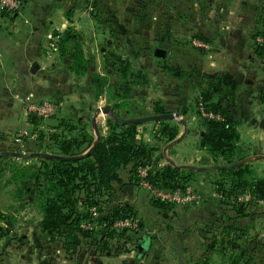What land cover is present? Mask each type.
<instances>
[{"label": "trees", "instance_id": "obj_1", "mask_svg": "<svg viewBox=\"0 0 264 264\" xmlns=\"http://www.w3.org/2000/svg\"><path fill=\"white\" fill-rule=\"evenodd\" d=\"M143 2L145 1L139 0L138 6L133 8L134 17L137 19L140 18L139 15H146V18L149 16L147 12L145 14L143 7L139 6ZM94 6L96 5L94 4ZM162 13L164 14V11ZM104 15L101 10L95 7L96 21L108 26V32L113 40L112 44L106 45V51L103 50L104 65L107 67L108 74L122 76L121 79L126 81L122 84V88H120L121 82H119L112 89L106 78L98 74L91 77V87L95 97L107 85V88L110 89L107 90L108 96L112 95L114 102L123 101L120 105L115 102L110 107L114 116L106 120V134L100 136L94 143L93 136L82 128H78V134L74 133L77 128L71 125V120L77 119L79 115L76 116L72 113L67 121H60L54 127V132L47 136V146L52 150L49 152L57 157L39 156L37 157L39 164L31 173L22 172L12 176L14 183L21 181L14 193L24 200L33 201L35 199L37 203L41 212V220L38 224L40 231L39 248L51 246V248H47L51 255L52 251L59 250L69 257L76 250H79L84 240L90 239L93 242L90 244L94 246V250L101 253H110V240L116 241V251L120 249L135 250V246L130 244L132 243L130 234H127L126 230H117L112 227V223L117 219L136 218L131 202L112 203L113 205L111 204L106 208V213L100 214L98 221L96 220L98 225L96 228L99 227V230L96 231L93 229L82 230L81 228V223L90 218L89 208L100 207L102 203L99 200L100 197L111 198L118 192L115 185L122 186L124 184V179L121 176V172L124 170L127 172V182L133 186L144 179L154 187L171 190L183 189L187 186L194 172L190 169H180L167 164L161 167L155 166V169L148 170L145 177H139L138 169L152 163L150 162L152 154L159 147L157 144L143 142L138 133V123L126 122V120L148 114L143 112L145 108L138 105L134 106V102L129 100L132 99V93L135 92L129 84L135 83V79L138 80L140 77L134 72L128 54L119 50L120 46L131 48L135 41L133 42L132 35L129 36L127 30L121 32L118 28L111 29L113 23L109 22L110 19L105 18ZM175 19L182 21L181 19H185V16L180 15V13L177 15L169 14L167 22L163 21V23H158L161 26H156L157 33L153 41L158 43V46L171 42L170 35L173 34V28L169 22ZM137 22L140 23V21ZM57 36L58 52L64 58L72 55L73 62L70 67H75L74 70L77 73L86 72L89 60L83 59L81 49L73 43L75 39L73 30L67 29ZM256 44V53L260 57L264 56V43ZM137 56H139L138 53L134 56L135 60ZM147 56L153 59L154 68L159 71V74H156L158 85L163 89L164 98H168V100L156 99L152 104L151 113L165 114L170 112L167 105L170 97L167 96L168 92L164 91L165 80L162 74H170L174 78L181 79L182 75L186 73L180 68L166 65L165 58L154 56V51H148ZM145 69L144 66L139 65V70L144 72ZM123 76H131L132 79ZM188 77H191V74ZM199 80V84L202 86H200V92L196 97V113L201 127L198 143L201 148L224 161L223 167L212 171L216 174L213 183L223 198L220 201L222 214L230 221L225 226L226 233H228L227 228L236 227L235 219L248 215V209L255 205L258 200L264 198V177L258 176L250 163H238L244 159V155L239 153L237 147L238 132L236 128L238 122L232 117L231 110L227 106L234 104L238 89V83L232 73L225 72L222 75L201 77ZM256 99L259 104L264 105V91L259 93ZM175 110L179 112L178 108ZM202 112L210 113L215 117L204 116ZM35 119L39 120L37 117ZM171 121L164 119L156 122V128L153 131L156 142L168 143L176 138L178 127ZM89 149L87 155L71 159L82 155ZM9 157L7 154H0V160ZM234 163L238 164L233 165ZM246 194L250 196V199L248 201L240 200V197ZM151 202L154 206L163 209L172 205L154 199ZM227 210L231 211L233 216L232 214L227 215L225 212ZM0 220L5 223V226L0 225V237L14 233L16 227L12 224L13 218L0 213ZM215 244L216 241L211 240L208 242L207 248L211 249ZM241 254L236 257L232 256L230 264H240ZM48 260V264H53L52 256H49ZM55 264L58 263L55 262ZM202 264H206V262H202ZM242 264H246V262Z\"/></svg>", "mask_w": 264, "mask_h": 264}, {"label": "rangeland", "instance_id": "obj_2", "mask_svg": "<svg viewBox=\"0 0 264 264\" xmlns=\"http://www.w3.org/2000/svg\"><path fill=\"white\" fill-rule=\"evenodd\" d=\"M141 5L143 7L145 14L146 12L149 14V16L146 18L145 16L139 15L140 18H135L133 14V8L138 6L139 0H111L108 2H104L100 0L99 7H96L97 9L101 10V12L105 13L110 18H115L121 20L124 24H126V30L128 32V35H132L133 42L135 43L130 48L129 46H123L119 48V50L122 53H127L129 60H131L132 67L134 72L138 74L140 79H135V83L132 82L129 84V86L132 88V90H135L134 93H132V99H129L131 102H134V106L138 105L140 107H143V112L148 113L147 115H143L140 117H135L134 119H138L145 116L154 115L152 114V104L156 99L163 100V89L158 85V81L156 79V74L159 72L157 69L154 68V61L152 58L147 56L148 51H154L155 48H162L165 50V56L164 60L166 61V65L170 67H177L183 70L187 74L182 75L181 79L174 78L170 74L163 75L164 78V91L168 92L167 96L170 97L169 101H167L169 104L168 107L170 108V112L167 113H173L178 112L175 110V108L179 110V117H174L170 120L178 127V134L180 131V125L184 126L180 119L185 121V129H186V120L189 122L192 120L196 121V127L195 124L190 123V129L188 130L189 133H192L197 131V129L201 132V127L199 123V118L197 116V100L196 97L198 96L200 92V86L199 79L201 77H210V76H216V75H222L225 72H230L234 76L235 80L238 83V89L236 92V100L233 105H227L231 110V115L235 120L238 122V126L236 128L238 132V140H237V147L239 149V153L241 155H244V159L241 160L238 163H246L253 161L255 157L262 156L264 154V150L262 149V146L258 143L259 141V130L258 128H254L253 130H249V127L243 126L245 121L248 120V123L252 121L260 128L264 127V121L261 119L262 115H259L260 110L257 107L258 101L256 97L259 95V93L264 91V56L260 57L259 54L256 53L255 47L257 46L254 37L256 35H263L264 32V12L261 11V5L264 4V0H144ZM22 2V1H21ZM104 4V6H103ZM258 6V9H253L254 6ZM219 5L223 8V11L221 12V16L223 21L220 29L221 39L215 40L210 38L209 36H206L209 34L210 30V21L211 16L213 14L208 15V20H202V16H207L208 11L211 8L216 7ZM103 6V8H102ZM243 6V7H242ZM252 6V7H251ZM260 7V8H259ZM235 8V15L231 16L230 11ZM264 9V7H263ZM255 11V13L253 12ZM164 11V14L162 13ZM124 12L126 13L124 15ZM186 13L185 19L180 20H171L169 23H171V28H173L171 37V42L169 43H163L162 46H158V43L153 41L155 34L157 33V25L158 23L167 22V17L169 14H176L180 13V15H183V13ZM229 12V13H228ZM120 17L118 16V14ZM162 13V14H161ZM204 13V14H203ZM237 14V15H236ZM151 16V18H150ZM184 16V15H183ZM137 19V20H136ZM229 20V24H228ZM137 21H140L138 23ZM202 21V22H201ZM157 23V24H156ZM227 24L233 28L232 30H236V34L229 35L227 34ZM239 24L242 25V28H240L239 31H237V28ZM244 24V25H243ZM161 26V25H159ZM234 26V27H232ZM199 27H201L199 29ZM231 31L230 33H232ZM137 34V35H133ZM200 35V37H198ZM235 36V37H233ZM194 40H200L201 42H206L208 44V48H200L194 44ZM226 40L229 45L226 44ZM47 45L43 47V50L45 51L44 57L48 58L47 51ZM115 48V47H113ZM103 50L106 51V47L103 48ZM138 53L139 56H137V59H134L135 54ZM51 55V54H50ZM49 55V56H50ZM126 56V55H125ZM263 58V60L261 59ZM252 59V61H251ZM249 60V61H248ZM96 65V61H95ZM139 65L144 66L146 69L144 72L139 70ZM72 69H75L73 67ZM101 77L107 79V83L112 86V89L116 86V84L120 83V88H122V84L125 83V79H121L122 76L119 75H110L107 72V67L103 65L101 67ZM97 72H95L96 74ZM160 73H162L160 71ZM141 74V75H140ZM159 74V73H158ZM191 74V77H188V75ZM74 75L71 71V74L69 73L68 79L70 80V83L75 84L78 87V94H84L86 93L87 87L85 82V77L79 78V80H76L73 78ZM132 79L131 76L125 77ZM118 86V87H119ZM94 89V88H93ZM106 90H110L109 88H106ZM245 90H248L246 96L248 99L247 101H244L245 96ZM84 92V93H83ZM39 95H41V92H38ZM38 95V96H39ZM131 96V93L129 94ZM19 96H17L18 98ZM77 97V96H76ZM95 97V95H94ZM110 97L106 99L105 107H108L110 110V113H103L101 110L98 111V108L93 101L94 98H87L84 100V104L80 105L83 106V111L79 112V116L77 119H72L71 125L75 126L77 128L76 132L79 133L78 128H82L85 132L88 134H91L94 138L93 134V127L94 132L96 135V131L98 133V126L97 123L95 125L93 124V118L97 121L99 114L105 115L106 120L107 118H110L114 116V113L112 112L111 108L115 102ZM112 98V99H111ZM55 98L49 97L47 94H43L42 96H39L36 98V101H51L56 102L58 106V110L56 114L52 115L50 118L47 119H35L33 116H27L28 120L30 122V125L26 128L31 133H36V136L34 138H23L19 142L14 141V136L18 134V132L21 130V124H17L11 129H3L1 128L3 125H6L5 123H14L12 122L9 117H6L10 114V116H13V118L16 115V107L12 106L15 103V100L10 101V107L11 109H7L6 116L1 114L0 115V154H7L10 157L4 158L0 160V210H8L5 211V213L14 212L12 213L13 220L12 224H17L15 230L17 232L10 234V236L16 235L18 236L17 240V249L20 246H23L22 248V260H24L25 264H31L33 259L35 258V250H34V243L32 241V236H35L37 234V237H40V231L37 229L34 231H30L27 227H31L30 225L33 224L35 226V220L39 217V208L37 206V203L35 199L32 200H24L19 197V195H16L14 190L18 187L20 184L19 182L14 183L12 181V176L26 172V174L31 173L33 169L39 164V161H37V157L39 156H49L51 155L49 151H52L47 146V136L48 134L54 132V127L57 126V124L60 123V121H67L69 116L73 113L74 110L72 109V106L76 103V100L71 97V100L66 99L64 102H57L54 101ZM128 100V102H130ZM164 100H168V98H164ZM19 102V100L17 99ZM118 102V101H117ZM118 105L122 104L123 101L117 103ZM16 106H18L15 103ZM129 105V104H128ZM132 105V106H133ZM253 110L249 111V109ZM4 107L6 104L3 105ZM20 108L21 105L19 104ZM18 106V107H19ZM190 108H189V107ZM243 106V110H242ZM13 108V109H12ZM101 108V107H100ZM246 108V111H245ZM249 108V109H248ZM88 109V110H87ZM21 110V109H19ZM126 110V109H125ZM184 110V111H183ZM183 111V112H182ZM202 115L206 116L205 113H202ZM35 119V120H34ZM5 121V122H4ZM4 122V123H3ZM156 122L157 121H147L138 123V133L139 136L142 138L143 142L147 144H157L159 147L157 151H155L152 154L151 160L149 163V169L153 170L155 169V166H164V165H172L174 167H178L174 164L173 161L170 160L167 150L169 146L173 143H176L180 141L182 135H179V137L176 136V138L168 143H161L156 142L154 138V129L156 128ZM2 124V125H1ZM263 125V127H262ZM198 126V127H197ZM23 129V128H22ZM101 130V128H100ZM139 130H141L139 132ZM81 132V131H80ZM107 132V131H106ZM82 133V132H81ZM106 134V133H105ZM177 134V135H178ZM99 136V134H98ZM100 137V136H99ZM149 138V140H144V138ZM200 134L198 136V142H199ZM96 142L94 138V143ZM197 142V147H199L202 150L207 151L204 148H201L199 146V143ZM264 146V145H263ZM18 153V155H12L13 153ZM208 152V151H207ZM24 154V155H21ZM37 154V155H34ZM214 157V156H213ZM36 158V159H35ZM222 161V164H224V161L220 157H215ZM260 158V157H259ZM262 159V158H261ZM238 163H234L233 165H237ZM151 164V165H150ZM142 168V167H140ZM140 168L138 169V175L140 177ZM180 169H190L193 170L192 178L188 181L189 186L193 188V190L198 187L199 183H212L213 187L215 188V191H213L220 200L223 198L220 196V192L216 190V185L213 183L216 179V174L211 170H206L203 172V175L201 176L199 171H195L193 168L189 167H178ZM214 168H221L219 166H216ZM122 174V172H121ZM126 179V178H125ZM126 184V183H124ZM123 184V185H124ZM122 185V186H123ZM118 192L113 195V197L108 198L106 196L100 197V201L102 202L100 204V207L93 206L89 208L90 216H92L93 213H95V219L96 221L100 214L106 213V208H108L112 203H119L124 201H129L126 198V194H124L125 191L122 190V187H118L115 185ZM137 187V190H145L146 188H143L140 184L135 185ZM147 190V189H146ZM196 190H194L195 192ZM127 192V191H126ZM149 198L150 200L158 201L157 198L152 195L148 190ZM129 193V192H128ZM196 193V192H195ZM15 194V195H14ZM138 194L137 196H139ZM15 196V197H14ZM197 196V194H196ZM242 197V196H241ZM140 200L134 201V203H139ZM194 202V201H193ZM192 202V203H193ZM132 203V202H131ZM191 204V203H190ZM113 205V204H112ZM169 205V204H168ZM188 205V204H186ZM183 206L181 204H172L167 207V209L159 208L161 212L168 215L169 217H176L180 216L183 212ZM133 208L135 210V213H142L143 215L146 212V210L143 208V206H140L139 208L136 207V204L133 205ZM231 212V211H230ZM252 209L250 210V214L252 213ZM150 214V213H149ZM230 214V213H229ZM232 216L233 213L231 212ZM249 214V213H248ZM151 215V214H150ZM94 216V215H93ZM235 217V216H234ZM25 218V219H24ZM33 220L31 223L28 220ZM136 219V218H135ZM225 217L218 219V230L214 228V233L218 236L217 239H220L222 242H226V246L229 244H241V237L237 235L236 238H226L228 237L226 235V228L227 220L225 221ZM138 221V218L136 219ZM98 221V220H97ZM211 222V221H210ZM208 222L207 225H205V231H209L208 235L206 236V239L208 241L211 238V229L213 228V223ZM82 230H88L82 227ZM37 225V224H36ZM19 228V229H18ZM32 228V227H31ZM94 231L99 230V227L92 228ZM139 230V229H138ZM137 230V231H138ZM136 232H127V234L130 233H137ZM33 233V234H32ZM223 233V234H222ZM27 234V236H26ZM132 236V235H131ZM137 236V235H136ZM26 237L31 238L30 240H27ZM238 238L240 240H238ZM22 239V240H21ZM156 239V238H155ZM84 240V239H83ZM84 243H82L79 248V250H76L74 259L79 264L80 262H83L85 264H103L102 258L104 257V254L109 253H101L94 250V246H92L93 243L92 240H84ZM110 246V252L114 254L116 252V241L110 240L109 241ZM19 243V245H18ZM193 243L189 242L185 245V253L183 256H177L173 255H167V258L172 260L173 262L180 261L182 263H185L186 258L188 259V264H199V257L197 255H193L191 251L194 250ZM90 244V246H89ZM135 245L134 240L132 243ZM139 244V243H138ZM136 244V246L138 245ZM184 245V242L181 244ZM136 246L135 250L133 251V255L136 254ZM230 246V245H229ZM169 247V246H167ZM47 248H51V246H48ZM170 250V248H168ZM121 251L124 249H120ZM13 251V250H12ZM15 251H13L14 253ZM45 256L44 258L48 259V257L52 256L53 264L55 262L58 264H65L62 263L61 260L66 258L67 255H65L62 251L54 252L52 251V255L50 250L45 249ZM240 252V251H239ZM235 253L234 257L239 256L240 253ZM11 253V254H13ZM17 253V252H16ZM168 253V252H167ZM49 254V255H48ZM34 257V258H33ZM177 257H180L181 259H177ZM243 257V256H242ZM243 262H245V259L242 258ZM35 260V259H34ZM47 263V261H46ZM241 263V264H242Z\"/></svg>", "mask_w": 264, "mask_h": 264}, {"label": "crops", "instance_id": "obj_3", "mask_svg": "<svg viewBox=\"0 0 264 264\" xmlns=\"http://www.w3.org/2000/svg\"><path fill=\"white\" fill-rule=\"evenodd\" d=\"M21 1L22 5L17 13L10 16L6 14L0 15V115L2 114L5 118V113L8 111L7 109H11V100L12 102L15 100L18 106L19 104L21 105L20 108V106L18 107L13 103L14 105L12 106L17 109L16 115L14 118L10 116V114L6 117H9L14 123H5L6 125H3L1 128L10 129L11 131L16 123L18 125L21 124V129L30 125L22 104L17 101L18 98L25 95H30L36 100L37 97L47 94L49 97L55 98L54 101L57 102H64L66 99L71 100L72 97L76 100V103L72 106L74 115L76 116L79 115L81 110L83 111L84 108L80 105H83L84 100L87 98H94L93 101L97 107H104L106 99L108 98V92L106 90L107 85L104 86L102 92L97 97H94V91L91 87V77L95 72L101 75L100 70L104 65L103 48L106 47L107 44H112L113 42L108 32V26L106 24H99L95 19V7L101 5L100 0ZM102 1L108 2L111 0H101V2ZM94 4L96 6H94ZM258 6H260V4L254 6L253 9H258ZM263 6L264 4L260 7L261 11L264 12ZM222 11L223 8L217 5L208 11L207 16L205 15L201 18L202 20H208V15L213 14L209 23L210 32L206 36L219 40V42H221L220 39L222 36L220 34L223 21L222 17H220ZM255 11L253 10L254 13ZM117 14L120 17L119 13ZM125 14L124 12V15ZM183 15L185 16L186 13L184 12ZM230 15H235V8L230 11ZM104 16L106 18L107 15L105 14ZM109 22L113 23L111 29L118 28L121 32L126 30V24L119 19L110 18ZM228 24L226 28L227 34L232 35L238 33L236 30H232L233 28H230L231 25L229 26ZM238 27L237 31L242 28V25L239 24ZM200 28L201 27H199V29ZM67 29L73 30L75 36L73 43L78 45L81 49L83 59L89 60L86 72L77 73L70 67L73 62L71 54L64 58L62 54L56 50L52 52L48 58L44 57L45 51L43 47H45L47 43L49 44L50 38H58L57 35L63 33ZM231 31L233 32L230 33ZM227 44L229 45L230 43L226 40L225 45ZM261 59L263 60V58ZM71 71L74 75L76 74V76H73L76 80H79V78L83 76L85 77L88 90L86 93L83 92L84 94H78V92H80L78 87L70 83L68 77ZM38 92H41V95H39ZM244 92V101L246 102V99H248L246 97L248 96V90ZM17 96L19 97L17 98ZM4 104H6L5 107L3 106ZM257 107L260 109L258 110L259 115H262L261 119L264 121V105L257 104ZM252 110L253 105L252 109H249V111ZM99 115L100 116L96 117L97 121L93 118V124L95 125V123H97L99 136H104L107 131L106 117L102 114ZM196 121L197 117L190 122L186 120V129L184 126L180 125L181 128L177 137H179V135H182V137L180 141L169 146L167 154L176 166L191 167L195 171H199V174L202 176L204 171L214 170L216 166L223 167L224 164H222L220 159L213 157L210 152L197 147L200 131L198 129L195 131V129L192 133L188 132L190 123L195 124L196 127ZM245 125L249 127L250 131L255 127L258 128V143L264 150L263 125V128H260L252 121L248 123V120H246L244 125L240 127ZM140 131L141 130H139V132ZM93 134L96 140L94 127ZM144 140L147 141L149 138H144ZM262 156H264V154H262ZM248 163L252 165L258 176L264 177V159L255 157L253 161H248ZM121 176L124 179V183H126L121 186L122 190L124 191V187L126 186H131V193L124 192L127 200L129 199L132 204L134 201L140 200V204L134 203L133 205L136 204L137 208L143 206L147 212L144 215L142 213H136L139 230L137 233H130V236L132 235V241L134 240L135 243L134 246L142 242L144 238H149V241L143 254L139 255L136 251L134 256V250H119L114 252V254L110 252L104 254L102 258L103 264H188L189 261L187 258L185 263L178 260L177 262H173L167 258V255L173 253V255L183 256L187 253L184 248L185 245L192 241H194V250L191 252L193 255L201 256L198 259L199 264H202V262H206V264H230L232 255L239 251L240 254L242 253V258L245 259L246 257V264H264V198L258 200L255 205L248 209V215L235 219V223L237 224L236 227L227 228L228 233H226V235L228 237L226 238H236L238 235L241 237V244H229L230 246H226V242L217 239L218 236L212 231L214 228L218 230V219L223 218V210H221L220 204L221 200L213 192L215 188L212 186V183H199L198 187L194 189L197 194L196 200L191 204L183 206V213L180 216L169 217L161 212L158 207L154 206L146 189H141L139 191L137 187L127 182L126 170L122 171ZM117 186L120 187V185ZM138 194L140 195L137 196ZM249 199L250 196L247 194L240 197V200L243 201H248ZM251 209L253 212L250 215ZM5 211L8 210L1 209L0 213L4 216L13 218L12 213L14 212L5 213ZM225 212L227 215L231 214L229 210ZM13 220L15 219L13 218ZM40 220L41 212L39 210V217L35 220V226L32 224L30 225L32 228L29 227V225L27 228L30 231L33 229L36 231ZM226 220V223L229 224L230 221H228L227 218L225 221ZM28 221L31 223L33 220L30 218ZM208 222L213 223L209 241L206 239L209 231H205V225H207ZM0 225L5 226L4 221L0 220ZM16 226L18 225L15 224V227ZM16 230H14V233L17 232ZM36 235L37 234L32 236L35 250V258H33L35 260L33 259L31 264H48L46 261L49 262V260L44 258V250L47 248H39L38 237ZM17 240L18 236L16 237V235H5L0 237V264H25L21 255V253H23L22 248L24 247L20 246L17 249ZM27 240L31 241V238L26 237V242ZM211 240L216 241V244L213 248L208 249V242ZM238 240L240 239L238 238ZM183 242L184 245L182 246L181 244ZM168 248H170V250ZM12 250L15 252L13 253ZM56 252H59V250H56ZM74 255L75 253L62 259L61 262L65 264H77ZM180 257H177V259H181ZM242 261L243 260H241L240 264ZM79 264L85 263L80 262Z\"/></svg>", "mask_w": 264, "mask_h": 264}, {"label": "built area", "instance_id": "obj_4", "mask_svg": "<svg viewBox=\"0 0 264 264\" xmlns=\"http://www.w3.org/2000/svg\"><path fill=\"white\" fill-rule=\"evenodd\" d=\"M21 0H0V15L6 14L7 16L17 13L21 8ZM264 7V6H263ZM256 43H264V34L256 35L254 37ZM57 37L50 38V42L47 46L46 53L49 56L52 52L57 50ZM194 44L200 48L207 49L209 46L206 42H201L200 40H194ZM19 102L22 104L24 112L27 116H35L39 119H47L52 115L56 114L58 106L56 102L51 101H36L30 95H25L18 98ZM203 113V112H202ZM206 116L215 117L210 113H205ZM36 133H31L26 128L21 129L16 136H14V141L19 142L23 138H34ZM149 170V165L140 168V178L146 176ZM139 184L146 188L152 195H154L158 200L171 203V204H181L186 205L192 203L196 200V193L193 188L189 185L185 186L183 189H164L152 186L149 182L144 179L139 181ZM94 215V216H93ZM95 213L90 216L89 220L82 224L85 229H92L97 227V222L94 221ZM112 227L117 230H126L127 232H136L139 229V223L136 219L130 218H120L112 223Z\"/></svg>", "mask_w": 264, "mask_h": 264}, {"label": "water", "instance_id": "obj_5", "mask_svg": "<svg viewBox=\"0 0 264 264\" xmlns=\"http://www.w3.org/2000/svg\"><path fill=\"white\" fill-rule=\"evenodd\" d=\"M154 56L158 57V58H164L165 56V50L162 49V48H155L154 49ZM102 111L103 113H110V110L108 107H101V108H98V111ZM111 114V113H110ZM174 117H179V113L178 112H173V113H165V114H154V115H150V116H145V117H141V118H138V119H129V120H126V122H132V123H142V122H147V121H158V120H164V119H172ZM180 122L184 125L185 127V121L180 119ZM99 139V136H98V133L96 131V141ZM93 147V146H92ZM91 147V148H92ZM90 148V149H91ZM89 150H87L85 153H83L82 155H79V156H76V157H72L71 159H75V158H78V157H83L85 155H87L89 153ZM12 155H18V153H13ZM21 155H24V154H21ZM34 155H37V154H34ZM38 156V155H37ZM49 156H52V157H57V156H54V155H49ZM260 158L264 159V156H259ZM257 157V158H259ZM62 158V157H61ZM124 191H127L129 193H131V186H126L124 187ZM149 241V238H144V240L142 242H140L137 246H136V249H137V252L139 255H141L143 253V251L147 248V243Z\"/></svg>", "mask_w": 264, "mask_h": 264}]
</instances>
